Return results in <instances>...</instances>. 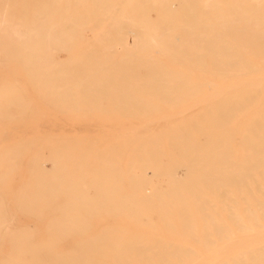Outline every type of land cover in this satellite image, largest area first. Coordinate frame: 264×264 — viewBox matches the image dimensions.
<instances>
[{
    "label": "bare ground",
    "instance_id": "bare-ground-1",
    "mask_svg": "<svg viewBox=\"0 0 264 264\" xmlns=\"http://www.w3.org/2000/svg\"><path fill=\"white\" fill-rule=\"evenodd\" d=\"M0 264H264V0H0Z\"/></svg>",
    "mask_w": 264,
    "mask_h": 264
},
{
    "label": "rangeland",
    "instance_id": "rangeland-1",
    "mask_svg": "<svg viewBox=\"0 0 264 264\" xmlns=\"http://www.w3.org/2000/svg\"><path fill=\"white\" fill-rule=\"evenodd\" d=\"M91 32H90V31ZM96 31H97V29H95L94 30V32L91 30V29H87V31H86V39L88 40V42L90 41V43H92L93 42V38H94V34L96 33ZM89 35V36H88ZM92 39V40H90V38ZM137 38H138V36H137V34L136 33H134V32H130V34H129V39H130V42H132V43H135V42H137ZM101 102H104V103H113V102H108V101H106V100H102ZM59 114V116L58 117H56L55 119L56 120H60V121H62V122H67L69 119H68V117L66 116V114H64V113H62V112H59L58 113ZM111 119L110 120H114V119H116V118H112V117H110ZM88 120H100L99 121V123L101 122V120H103V123L105 122V121H108L109 119H106L105 117H101V118H96V119H93V118H90V119H88ZM98 123V124H99ZM77 124V123H76ZM78 124H79V122H78ZM101 124V123H100ZM61 125H63L62 126V128L63 127H66V124H60L59 126H61ZM65 125V126H64ZM69 125V124H68ZM70 125H71V123H70ZM69 127V126H68ZM79 127H80V125H79ZM98 127V129H99V127L100 126H97ZM97 127H94V128H97ZM59 128H61V127H59ZM58 128V129H59ZM81 128V130L83 129V127H80ZM102 128V126L100 127V129L99 130H103V128ZM75 131V130H74ZM73 131V132H74ZM80 131V130H79ZM77 132V131H76ZM81 132H83V130L81 131ZM52 161L51 160H48L47 161V166H49V167H51L52 166V163H51ZM150 171V170H149Z\"/></svg>",
    "mask_w": 264,
    "mask_h": 264
}]
</instances>
